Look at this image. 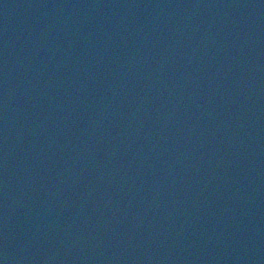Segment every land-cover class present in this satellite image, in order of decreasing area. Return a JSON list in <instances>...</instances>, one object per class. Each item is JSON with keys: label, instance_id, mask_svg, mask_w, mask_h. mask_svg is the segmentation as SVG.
<instances>
[{"label": "water", "instance_id": "1", "mask_svg": "<svg viewBox=\"0 0 264 264\" xmlns=\"http://www.w3.org/2000/svg\"><path fill=\"white\" fill-rule=\"evenodd\" d=\"M0 264H264V0H0Z\"/></svg>", "mask_w": 264, "mask_h": 264}]
</instances>
